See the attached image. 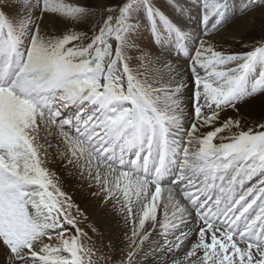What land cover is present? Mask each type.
<instances>
[{
	"label": "snow or ice",
	"instance_id": "obj_1",
	"mask_svg": "<svg viewBox=\"0 0 264 264\" xmlns=\"http://www.w3.org/2000/svg\"><path fill=\"white\" fill-rule=\"evenodd\" d=\"M177 2H171L173 12ZM252 6L249 0L244 10ZM140 7L143 20L135 16ZM201 8L204 38L178 19L174 23L151 0H120L115 7L103 0L96 5L88 0H0L4 264H92L93 249L82 242L87 233L72 209L80 217L85 214L46 166L56 160L68 177L94 181L99 191L91 195L104 208L119 205L126 221L132 219L119 264H140L134 257L150 238L148 221L164 230L165 244L156 246L162 255L179 250L188 239V232L181 231L167 240L168 232L186 225L185 216L191 215L171 188V218L165 204L164 221L157 220L162 182L173 168L182 197L203 222L184 264H264V120L247 130L242 118L221 120L229 110L239 115L254 104L264 109V45L243 54L217 51L209 41L228 22L229 2L202 0ZM142 28L156 43L174 41L178 53L186 51L187 42L199 40L200 47L192 49L195 56L189 53L194 78L189 118L194 114V122L185 124L184 72L166 64L174 74L166 86L134 72V60L157 62L137 42ZM208 126L212 130L201 132ZM128 154L135 158L126 160ZM253 178L258 182L244 190ZM134 203L139 213L134 214ZM219 216L224 219L217 224ZM91 230L97 232L95 226Z\"/></svg>",
	"mask_w": 264,
	"mask_h": 264
},
{
	"label": "rangeland",
	"instance_id": "obj_2",
	"mask_svg": "<svg viewBox=\"0 0 264 264\" xmlns=\"http://www.w3.org/2000/svg\"><path fill=\"white\" fill-rule=\"evenodd\" d=\"M12 2L15 3V0H12ZM88 2L92 5H96L100 0H88ZM103 2L115 7L120 3V0H103ZM151 2L155 7L168 15L170 19H173L174 23L177 22L178 19L181 23L186 24L188 30L194 35H200L201 38H204L202 36L203 33L200 31L203 28V25L200 23V17L198 14L199 12H202V0H178L175 6V12H173L172 7H170L172 0H151ZM228 2V22L218 33L213 34V39L209 42L213 44L217 51H222L225 54H243L247 51L253 50L254 47L264 45V0H253L254 6L248 8L246 11H244V5L249 3V0H228ZM181 8L184 9L182 15L180 13ZM20 11L22 13L23 9ZM135 16L138 20L144 19L143 7L137 9ZM137 42L140 48L150 51L153 58L157 59V62L152 64L144 63L141 65L134 60L131 66L134 72L141 74L142 77H146L148 82L154 83L156 86H160V83L161 85H168L172 75H174L165 67L166 64L170 63L172 68H179L180 70H183L187 66H192V59L189 58V53L194 57L195 52L192 51V49H198L200 47L199 40L189 41L184 45L186 51L178 53L177 45L174 41L165 42L164 44L156 43L152 38L150 30L147 28H142L140 30L137 36ZM199 71L201 75L204 74L203 69H199ZM187 87L188 86H186L185 89L188 90L189 93L194 91L192 90L193 88L188 87L187 89ZM187 108L188 107L185 106V110H187ZM226 116H232L235 119L242 118V122L245 124L244 130H247L248 127L255 128L257 122L264 120V109H262L259 104H254L248 108H242L239 115L233 110H229L227 113H221V120ZM191 120H194V114L191 116ZM217 126H219V121L217 122ZM210 130H212L211 126H208L201 129V132L206 133ZM232 131L235 132L237 129L233 128ZM43 135L44 134L41 133V137H43ZM185 139L187 138L185 137ZM41 142H43V140H41ZM217 142L218 141L214 140V143ZM134 158L135 156H132L127 160ZM46 166L64 181L63 190L72 197L74 205H78L81 211L85 214L84 217H80L76 213L75 207L72 209V214L77 216V219L79 220L78 226L87 233V237L81 238L82 242L85 246L93 249V255L91 257L92 264H119V262L126 256L127 249H124L123 247L120 248L119 245L115 244L114 239L117 238L118 233H120V237H122L123 232L103 228L102 225L104 224L101 221L105 218H111L114 220L115 212L113 211V205L109 203L107 208L100 209L98 212L94 211L93 214L88 212L87 206L84 205L83 201L85 197L91 196L90 192L92 189H84L83 191L82 188L84 183L79 179V175L76 174L72 177H68L66 173L67 170L59 160H56L55 163L49 162ZM257 182L258 178L254 179L252 184H256ZM91 183L93 184V182ZM248 187L250 186H247V188ZM244 190H246V188H244ZM116 213L118 214L119 212ZM91 226L96 227V233L91 230ZM149 232L151 233L152 229ZM69 234L74 235L75 229H70ZM124 234L125 233H123V235ZM151 238L153 239L154 236L150 235L149 240L145 241L141 250L138 251L137 256L134 257V260H139L140 264H147L156 253V246L158 244L156 241H159L160 238L157 237L155 240H151ZM3 252L4 249L0 246V264H4ZM141 255L143 256L141 257Z\"/></svg>",
	"mask_w": 264,
	"mask_h": 264
},
{
	"label": "bare ground",
	"instance_id": "obj_3",
	"mask_svg": "<svg viewBox=\"0 0 264 264\" xmlns=\"http://www.w3.org/2000/svg\"><path fill=\"white\" fill-rule=\"evenodd\" d=\"M239 4H241V3H239ZM200 10H201V8H200ZM191 67L192 66H189V67L187 66L184 69L182 68L183 70H181V71L184 72V80H185L186 86L193 88L192 90H194V84H193L194 78L191 75ZM160 85H161V83H160ZM188 87H187V89H188ZM182 92H183L182 99L185 100L186 106L188 107L187 110H185V117H186L185 124H188L191 121L194 122V120H191V118H189V114L191 113L192 105L190 103H188V99H189L190 93L192 91L189 93V91L184 88V89H182ZM192 150H195V148H193ZM129 155L130 154H128L127 156H129ZM175 170L176 169L173 168V170L170 174H174ZM73 171L76 172L75 169ZM79 179L84 183V186L82 188L83 191H84V189H92L91 192H93V191L98 192L99 191L98 188H96L94 181H89L87 178H81L80 176H79ZM254 179H256V178H253V180ZM91 182H93V187L89 188L88 185ZM170 182H171V178L164 179V181L162 182L161 196H160L159 200L157 201V204L159 205L157 220L159 222L164 221V205L165 204H168L169 217L171 218V214H172L173 209H172V205L170 203H168V195L169 194L167 191V189L171 188L173 197L176 200H179L186 208H188L189 211H191V215L185 216V219L188 221V223L186 225H184V224L180 225L179 229H177L174 233L171 230L168 232L167 240H174L175 236L180 235L181 231L188 232V239L184 241V243L181 245L179 250H173V252L165 253L162 255L161 254V248L164 246L165 239H166L165 235H164V230L161 228L160 223H156L155 225H153V222H151V221L146 222V225H145L146 229L149 228V229H147L148 231H150L152 229L151 235L154 236V238L153 239L151 238V240H155V238L159 237L160 240L159 241L157 240L156 243H158L161 246V248H157L154 257L152 259H150L147 264H173L174 260H180L182 262V264H184V256H185L186 252L191 248V246L198 242V240H199V235H198L199 230L198 229L201 226H203V222L196 218L195 212L192 211V209H191V205L188 204V202L185 201L184 198L182 197L179 187H177L174 184H171ZM168 183H170V185ZM74 190H76V189H74ZM153 191H154V186H153ZM237 191H241V189H237ZM91 192H90V194H91ZM83 202H84V205L87 206L88 212H90L92 214L94 211L98 212V211H100V209H105L101 203V200L96 198V197H93L92 195L85 197ZM118 209H119V205H117L116 208L113 210L115 212L114 220L111 218H105L104 220H101L104 224V225H102V227L106 228L108 230H115V231L119 230V231L125 233L124 235L122 233V237H120L121 234L118 233L117 238L114 239V242H115V244L119 245L120 248L123 247L124 249H127L128 237L131 235V231L133 228L132 219L130 218L126 221L125 215L120 213L118 211ZM139 211H140L139 205L134 203V205H133L134 214L139 213ZM116 212H119V213L117 214ZM103 213H106V212H103ZM222 218H224V217L219 216V217L215 218L216 223L219 224ZM115 220H116V223H115ZM197 230H198V232H197ZM208 242H210V234H209ZM141 254H143V253H141ZM198 255H202V250L200 251V253H198ZM142 256L143 255H141V257Z\"/></svg>",
	"mask_w": 264,
	"mask_h": 264
}]
</instances>
